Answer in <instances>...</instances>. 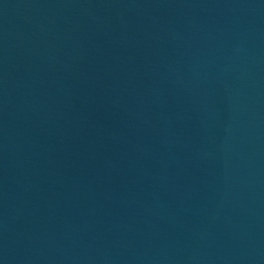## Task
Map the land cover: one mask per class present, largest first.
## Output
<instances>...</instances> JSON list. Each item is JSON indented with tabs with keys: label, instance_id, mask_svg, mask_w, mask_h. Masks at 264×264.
Here are the masks:
<instances>
[{
	"label": "water",
	"instance_id": "obj_1",
	"mask_svg": "<svg viewBox=\"0 0 264 264\" xmlns=\"http://www.w3.org/2000/svg\"><path fill=\"white\" fill-rule=\"evenodd\" d=\"M0 264H264V0H0Z\"/></svg>",
	"mask_w": 264,
	"mask_h": 264
}]
</instances>
